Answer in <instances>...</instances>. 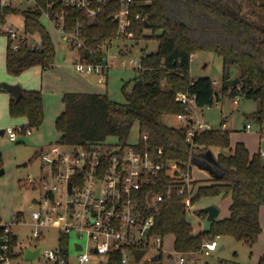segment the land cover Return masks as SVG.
Segmentation results:
<instances>
[{"label":"trees","instance_id":"16d2710c","mask_svg":"<svg viewBox=\"0 0 264 264\" xmlns=\"http://www.w3.org/2000/svg\"><path fill=\"white\" fill-rule=\"evenodd\" d=\"M116 6L108 2L96 16L84 20L87 45L97 50L103 43L112 45L116 22L111 12ZM5 14L20 15L25 26L38 34L43 43L40 51L30 50L25 44L12 50L7 38V71L19 74L32 65L50 66L55 47L48 29L39 20V10L0 6V24ZM126 29L133 32L130 39L158 40L157 48L141 55V66L134 68L131 88L125 91L126 101L114 100L106 91L64 92L65 108L55 117L57 141L77 144L111 135L118 141L127 142L132 126L137 123L139 137L135 146L143 147L142 135L146 134V145L152 156L175 160L182 169L197 161L209 171L221 174L211 181L199 183L191 197L192 202L219 193L231 196L227 216L214 218L207 228L194 232L183 203L187 191L178 193L175 188L154 207V231L162 236L171 233L174 249L182 253L197 251L205 239L217 233L231 235L252 246L261 232L259 207L264 204V155L260 151L251 152L241 140L231 144L226 128L197 131L189 141L186 127L166 124L163 115L185 111V104L175 98L181 90L194 92L200 107L218 101V93L209 76L189 75L192 54L197 50H208L237 68L231 78L224 76L221 91L255 100L257 108L253 118L264 124V0H139L132 9ZM132 46V42H125L117 50L128 54ZM235 76L239 80L231 85ZM163 81L167 86L162 85ZM8 111L13 117H24V126H38L44 117L41 90L22 88L18 98L10 93ZM159 147L161 153H158ZM214 148L217 154L210 163L206 153ZM173 178L165 173L161 182L153 187V192H162L164 184L172 182ZM197 181L193 180V184ZM196 214L206 217L207 211L200 208ZM60 242L66 246L67 237L61 235ZM3 244L7 246L5 250L1 247ZM15 244V234L4 231L0 217V255L5 256L0 257V263L16 255ZM143 253L144 250L136 249V258H141ZM113 257L110 264H120L116 253ZM67 259L66 256L65 262L50 264H68ZM219 264L237 263L221 261ZM254 264H264V251Z\"/></svg>","mask_w":264,"mask_h":264},{"label":"built area","instance_id":"2783aa9c","mask_svg":"<svg viewBox=\"0 0 264 264\" xmlns=\"http://www.w3.org/2000/svg\"><path fill=\"white\" fill-rule=\"evenodd\" d=\"M25 1L39 10V20L45 28H53L65 44L76 50V57L72 58L75 70L92 74L98 82L104 83L116 56L122 65L141 66L140 57L145 52L140 56H129L112 50L110 44L103 43L99 50L87 45L84 22L86 18L96 16L104 4L115 3L117 6L111 16L116 22V34L111 41L123 36L129 38L133 32L126 28L130 24L132 9L139 4V0ZM7 5L10 6L8 0H0L1 7ZM4 16L0 31L6 33L12 50H17L22 44L33 51L42 49L41 37L29 30L22 19L18 21L6 14ZM175 98L185 104V111L177 112L175 116L179 122L177 126L186 127L187 140L192 141L197 131L214 128L199 118L202 107L196 104L194 92L181 90ZM236 101L237 98H234L233 102ZM226 126L223 121L219 128ZM245 127L250 128L251 125L246 123ZM4 133L9 139L16 140L20 134H30L31 127L23 124L8 126L4 128ZM146 139L147 135L143 134L142 148L135 143L102 139L77 144L54 141L39 151L40 174L29 180V183L39 186L38 195L32 197V202L38 205L32 210V235L35 239L41 237L42 228L58 230V245L43 251L51 263L66 261L69 244L67 242L64 246L60 236L68 239L71 233L86 237L85 242H74L80 264L97 261L101 256H104L106 264H110L115 253L120 264H127L136 257V249L144 250L142 256L149 250L161 251L163 236L154 231V207L175 188L178 193L187 191L183 203L186 214L188 211L193 213L191 197L195 186L191 165L182 169L175 160L152 156ZM161 152L159 147L158 153ZM260 153L264 155V149ZM165 173L174 178L164 184L162 192L156 194L153 187L161 182ZM179 178L180 181H177ZM1 223L5 232L12 231L11 222ZM220 237L217 233L205 239L197 251L178 252L179 262L185 263L186 257L195 260V253L210 254L216 249ZM1 247L5 250L7 246L3 244ZM0 257L5 256L1 254Z\"/></svg>","mask_w":264,"mask_h":264},{"label":"rangeland","instance_id":"374dc122","mask_svg":"<svg viewBox=\"0 0 264 264\" xmlns=\"http://www.w3.org/2000/svg\"><path fill=\"white\" fill-rule=\"evenodd\" d=\"M11 7L24 9L30 7L31 4L25 0H8ZM8 17H14L21 21L18 14H6ZM51 32L54 40L55 56L53 63L48 66L46 72L42 73L37 65L30 67L26 74L10 82L6 79H0L9 83H18L22 88L36 87L42 92L44 117L38 126H31V134H20L16 140H11L8 136L0 133V165L4 168V172L0 175V217L2 222H11V230L16 236V244L13 249L16 255L12 258L2 261L0 264H50L51 261L44 255V249L55 248L58 245L59 232L53 227L42 228V236L35 239L32 235L34 225L32 224V210L38 205L32 202V197L38 195L39 186L29 183L30 178H37L40 174L39 151L47 147L50 143L58 140V132L55 129V117L65 108L62 96L65 91L74 90L68 86V78L76 80L83 78L89 83V87L97 91H106L108 96L117 101H126L125 91L130 90L132 82L130 79L135 75V67L129 64L122 65L115 58L113 66L108 69L107 78L104 83L96 80L92 74L79 72L75 70L72 58L76 57V50L71 48L58 36L53 29ZM146 32H150L146 29ZM7 35L0 32V54H3L6 44ZM125 42H132L133 46L128 53L129 56H140L142 52L154 51L157 48L158 40L156 38L149 39H130L118 38L112 42L111 49L117 50L119 45ZM127 48V47H126ZM3 68L4 64H3ZM6 71V70H5ZM237 72V68L229 63H224L221 56L214 51L197 50L191 56L189 75L190 77H198L202 75L209 76L212 80L215 91L218 93V101L214 100L210 106H204L201 109L199 118L209 123L214 128L221 127V121H225L230 132V139L234 141L240 139L237 137H245L251 132L253 141L261 142L264 147V124H260L253 118V113L257 108V102L253 99L246 98L242 94L232 95L230 92H222L221 86L225 79L231 78ZM6 73V72H5ZM163 86H167L166 82H162ZM9 92L6 89H0V128L8 126H17L24 124L22 118L13 117L8 111ZM237 98L236 102L233 99ZM163 121L168 125H179L175 114H164ZM249 123L251 129H246L244 124ZM138 125L135 123L127 138V143H135L138 140ZM251 137V138H252ZM234 138H236L234 140ZM110 142H117L114 136L104 138ZM215 155L217 149L214 148ZM229 151V150H227ZM192 176L196 180L202 181L203 171L199 168L197 162H191ZM197 182L194 183L196 186ZM201 198H199L200 200ZM197 200L192 206H202L204 201ZM212 201L220 212L218 217H223L225 213L229 214V204L231 196L228 194L220 195ZM19 212V214H18ZM188 221L192 224L193 231L201 224L205 227L209 226L206 217L196 219L192 211L187 212ZM85 235L78 237L75 233H71L68 237V264H80L76 258L77 250L74 248V242H85ZM161 251L149 250L146 254L137 259L133 257L127 264H195L208 261L209 264H219L223 262H234L237 264H254L260 252L257 247L249 246L243 240H237L231 235H222L218 239L216 249L212 250L208 255L195 253L196 259L192 260L186 257L185 263L178 260L179 253L173 247V235L165 234L162 237ZM224 244V247H220ZM40 247L39 254L32 259H25L23 251L26 248ZM157 253L158 257L152 259V253ZM171 256H167L168 253ZM221 260V261H219ZM83 264H106L104 256L98 257L97 261H89ZM208 264V263H205Z\"/></svg>","mask_w":264,"mask_h":264},{"label":"crops","instance_id":"0c3cea01","mask_svg":"<svg viewBox=\"0 0 264 264\" xmlns=\"http://www.w3.org/2000/svg\"><path fill=\"white\" fill-rule=\"evenodd\" d=\"M48 29V28H47ZM48 31H49V33H50V35H51V32H50V30L48 29ZM51 37H52V35H51ZM53 39V38H52ZM7 41H8V39H6V44H5V47H4V51H3V54L1 55L0 54V79H6V80H8V81H10V82H15L17 79H19V78H21V77H23L25 74H26V72H27V70L30 68V67H32V66H34V65H32V66H29V67H26L25 69H23L19 74H12V73H10V72H8L7 71V69H6V65H5V57H6V48H7ZM53 42H54V40H53ZM55 56V55H54ZM3 64H4V67L5 68H3ZM39 68H40V70H41V72L42 73H44V72H46L47 71V69H48V67H46V68H43V67H41L40 65H37ZM6 70V71H5ZM6 72V73H5ZM68 80V86L71 88V89H74V90H70V91H97L96 89H92L91 87H89V83L86 81V80H84L83 78H80V79H77V81L76 80H73V79H67ZM24 88H26V89H35L36 87H27V86H24ZM9 92V91H8ZM66 92V91H65ZM98 92H101V91H98ZM9 94H10V92H9ZM8 100H9V98H8ZM20 118H22L23 119V121L24 122H26L25 121V118L24 117H22V116H20ZM23 124V123H22ZM244 127H245V124H244ZM226 128H227V126H226ZM246 129H251V127L250 128H247V127H245ZM228 130V129H227ZM31 133H32V131H31ZM30 133V134H31ZM252 137V134H251V132H249V133H247L246 135H245V137H237V138H240V139H238V140H241V141H243L244 143H245V145H246V147L251 151V152H254V151H260L261 149H264V147H261V142H260V140H258V142H254L253 141V137ZM236 138H234V140H235ZM231 140V144H233L234 142H233V140L232 139H230ZM238 140H236V141H238ZM208 154H211L212 155V157H213V159H210L209 157H208ZM216 155H215V153H214V150H212V151H208L207 153H206V159H208L209 161L208 162H210V163H213V161H214V157H215ZM195 162H197V161H195ZM198 165H199V168L201 169V171H203V173H204V176L202 177V178H200V177H198V179H203L202 181H211L212 180V178H214V175L208 170V169H206L205 167H204V164L203 163H198ZM191 172H193L192 171V168H191ZM193 179L194 180H196V178L195 177H193ZM202 181H197V184H196V186H195V190H196V187H197V185L199 184V183H201ZM225 195V194H228V195H230L229 193H219V194H217V195H210V196H202V197H200L201 199L199 200V201H203V200H207V201H204V204H202V206H198L197 208L195 207V209H194V211H193V213H194V217H196V219H199V217L200 216H198L197 214H196V210L197 209H200V208H204V206H206L207 204H210V203H215V201H212L213 199H215L216 197H219L220 195ZM197 201V200H196ZM196 201L195 202H193V205L196 203ZM192 205V206H193ZM194 207V206H193ZM219 212H220V209H219ZM219 214V213H218ZM225 216H227V213H225L224 215H223V217H225ZM186 217H187V215H186ZM215 218H221V216L220 217H218V215L215 217ZM187 220H188V218H187ZM209 221V220H208ZM259 221H260V225H261V232L259 233V235H258V238H257V240H256V242L252 245V246H254L255 247V249H256V247H257V252H262V251H264V204H261L260 205V207H259ZM204 228H207V227H205V226H203L202 224L199 226V227H196L195 228V230H194V232H198V231H200V230H202V229H204ZM220 247L222 248V247H224V244H221L220 245ZM260 253H259V255H260ZM259 255H258V257H259ZM258 259V258H257ZM219 261H221V260H219ZM194 261L192 260V263H193ZM256 262V261H255ZM205 263H208L209 264V262L208 261H205ZM194 264V263H193ZM213 264H215V263H213Z\"/></svg>","mask_w":264,"mask_h":264},{"label":"water","instance_id":"95a60500","mask_svg":"<svg viewBox=\"0 0 264 264\" xmlns=\"http://www.w3.org/2000/svg\"><path fill=\"white\" fill-rule=\"evenodd\" d=\"M238 80H239V77L235 76L234 78L231 79L230 84L234 85V84H236L238 82ZM0 87H2L4 89H6L7 91H9L15 98H18L21 95V93H22V87L18 83H9V82H6V81H1L0 82ZM0 133L1 134L4 133V128H0ZM221 151H223V148H221ZM208 157L210 159H213L211 154H208ZM3 172H4V168L1 166L0 167V175ZM210 172L214 176H221L220 173H216L214 170H211ZM32 201H33V199H32ZM204 209L207 211L206 219L209 220V221L214 219L219 213V208L213 203L207 204L206 206H204ZM39 250H40V247H36L34 249L26 248L23 251L24 258L25 259H32V258L36 257L38 255V253H39ZM171 255L172 254L170 252L167 254V256H171ZM156 258H157V254H154L152 256V259H156Z\"/></svg>","mask_w":264,"mask_h":264}]
</instances>
